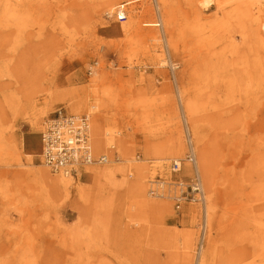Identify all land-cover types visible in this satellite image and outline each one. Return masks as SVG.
Listing matches in <instances>:
<instances>
[{
	"label": "rangeland",
	"instance_id": "rangeland-1",
	"mask_svg": "<svg viewBox=\"0 0 264 264\" xmlns=\"http://www.w3.org/2000/svg\"><path fill=\"white\" fill-rule=\"evenodd\" d=\"M118 1L125 3L126 0ZM152 1L137 2L135 11L142 15L147 7L153 6ZM103 4V0H0V44L10 32L14 41L16 38L20 41L0 52V264H193L185 258L182 249L172 247L170 237L161 231L189 228L184 217L191 213L193 205L185 207L183 213L173 209L160 218L151 210H143L137 192L138 172L129 177V188L119 194L121 205L116 208V203L111 207L97 206L98 185L92 177L85 175L77 180L66 197L54 194L35 174L43 169L40 134L47 119L59 109L72 113L70 105H78V100H84L93 91L94 75L91 74L95 63H101L98 72L106 92H112L119 99L139 100L140 92L131 93L132 86L139 84L144 91H141L142 97H155L163 106V99L173 98L175 79L185 89L190 87L189 70L194 65L182 39L179 40L181 50L176 54L171 50L179 67L173 70L166 63L160 64L157 58H165L168 48L164 51L163 45L158 44L156 52L150 51L136 39H128L120 31L121 22L107 19L105 9L101 10ZM6 9L18 11L24 23L20 26L7 23ZM203 13L212 18L217 12L212 9ZM139 20L145 24L157 18L146 14ZM158 29L144 27V35H152ZM234 32L230 37L229 31L215 34L212 47L223 49L233 42L239 44L241 37ZM54 38L64 45L60 46ZM149 43L153 44L151 40ZM129 48H135L136 52ZM139 75L146 79L142 84L135 82ZM230 94L225 90L215 103L211 98H204L207 102L204 113L213 118L196 125L203 137L199 147L209 148L202 156L206 155L216 171L213 182L220 191L212 195L218 204L212 219L213 238H218L219 246L213 264H264V120L251 119V125H247L245 114L230 117L227 112L223 115L227 117L216 118L215 114L224 109H233L234 113V108L240 106L238 97ZM34 95L39 113L45 111L40 116L44 121L39 131L32 130L34 121L29 109ZM263 96L260 104L253 107L262 113ZM120 104L116 107L106 100L96 116L103 117L99 121L103 127L120 131L128 141L124 144L125 150L133 151L134 163L147 159L146 154L155 141L148 136L150 131L168 135L173 129L178 135L173 124L160 131L156 124L146 128L142 109L135 107L130 112ZM174 106L166 103L167 111L161 110V115L166 118L174 112ZM184 126L193 137L194 125ZM34 137L39 138L38 144ZM30 141L33 150L29 147ZM190 143L191 148L197 147L195 142ZM190 154L186 143L181 155L183 163L194 167L187 159ZM136 156H140L137 161ZM195 157L199 161L197 152ZM153 164L151 161L144 171L143 177L148 176L147 180L152 175ZM181 173L174 176V181L192 182L190 176ZM82 187L86 191H80ZM200 213V227L196 230L201 233ZM221 221L226 229L223 235H219Z\"/></svg>",
	"mask_w": 264,
	"mask_h": 264
},
{
	"label": "bare ground",
	"instance_id": "bare-ground-1",
	"mask_svg": "<svg viewBox=\"0 0 264 264\" xmlns=\"http://www.w3.org/2000/svg\"><path fill=\"white\" fill-rule=\"evenodd\" d=\"M140 1L144 0H126L125 3H120L118 0H103L104 4L101 10L105 9L107 19L119 20L120 15L125 16L126 21L121 22L120 31L128 39H136L137 43L144 49L149 48L150 51H155L158 44L163 45L164 51L168 48V51H165V58L164 56L163 58L160 56L157 58L160 64L166 63L168 66H172L173 70L179 67L177 66L178 63L173 60L172 52L176 54L181 50L179 40L182 39L191 57L190 61L194 65V67L192 66L193 70L192 67L189 70L192 78L190 87L185 89L180 81L175 79L176 85L172 91L173 98L163 99V106L162 102L159 103L155 97H142L144 91H142V85L139 86V84L133 85L131 90V93L134 91L140 92L139 96L141 98L139 100L134 101L133 97L125 100L119 99L112 92H108V90L106 92L104 87L106 85L98 72L101 63H95L91 74L94 75L92 79L93 91H89L84 100H78L77 103L80 106L70 105L72 115L80 120L79 124H73L75 131H71L70 134L83 133L85 142L83 140L84 148L82 146L81 148L84 151L88 148V152H81L77 148V152L71 157L74 158L73 162L62 168L54 169L56 171L54 173L43 161V169L35 174L39 176L42 185L50 188L54 194H65L66 197L69 195L70 189L77 183V180L80 181L86 176L92 177L98 185L97 206L111 207L116 203V208L121 205V203L118 204L119 194L126 187L129 188V177L133 178L134 171H136L138 172V179H140V182L137 183V192L141 198L139 200L141 208L147 211L151 210L160 218L164 213H169L174 209V203L171 202L174 198L167 195L166 190H160V192H157L158 197H153L149 188L152 189L151 191L155 189L152 187L158 178L167 181L168 184H174L175 174L174 169L172 170V163L173 161L178 162L180 172H182L181 175H188L192 179L197 178L200 182L199 188L203 191V198L199 204L193 205L191 213L184 217V222L188 220L189 228L178 227L173 231L165 229L161 231L165 236L170 237L172 247L176 250L182 249L185 258L191 260L193 264H213L219 246L217 245L218 238H213L215 228L212 219L217 213L218 204L216 198L212 195L214 193L220 194V191L217 188L215 189V183L213 182L216 171L214 172L210 163H208L206 155L202 156L205 152L208 153L209 148L204 147L202 144V147H199V141L201 142L203 137L200 136V127L196 125L208 118H213V115H205L204 113L207 110V102L204 98L207 100L211 98V101L215 103L216 100L222 98L221 93H224L225 90L228 94L231 93L232 97H238L237 101L240 106L234 108V113L233 109H224L215 114L216 118L223 119L227 117H223L227 112L231 114L230 117L239 116L241 113L245 114V119H248L247 125H251L249 122L251 119H256L258 122L264 120V113L253 109L254 106L260 104L261 96L264 95V3L263 0H153V6L147 7L144 13L140 15L137 10L135 11L137 7L135 4ZM212 9L217 12L215 17L208 18L203 15L204 11ZM132 10L135 12H132ZM146 14L156 17L157 21L142 23L139 19ZM19 15L18 11L14 9H6L4 19L9 24L15 22L13 25L20 26L24 21H21ZM147 26L160 27V29L152 35L145 36L143 29ZM222 31H229V37L230 33L235 31L234 33L240 35L241 42L239 44L233 42L223 49L213 48L211 44L213 36ZM177 32H179L178 35ZM12 37L13 32H10L1 42L0 52L20 42L18 38L14 41ZM149 40L153 42V47L150 46ZM57 42L60 46L64 45V42L60 39H57ZM129 50L136 52L135 48H129ZM145 80L143 76L139 75L138 80L135 82L144 83ZM112 84L119 88V85ZM102 89L103 91H101ZM101 92L102 95L100 96ZM32 98L34 101L29 106L34 121V129L32 130L37 129L39 131L44 121L40 116L44 115L45 111L39 113L36 95ZM106 100L111 101L116 107L120 106L121 102L130 112H134L135 107L137 110L142 109L143 124H146L145 127L148 129L152 127L151 124L158 125L157 129L159 131L170 128L173 124L178 129V135L175 133L177 131H173V129L168 135L163 131L159 135H155L158 134L155 131H150L148 136L155 138V141L150 145L149 153L146 154L147 159L137 161L140 156H136L135 161L137 162L135 163L137 164H135L133 151L131 149L125 150L124 144L128 141L121 136L120 131L116 128L103 127L100 124L103 117L101 115H99V118L96 116L101 110L100 106ZM166 103L174 104L175 109L174 112H171L170 115L167 114L164 118L161 115V110L164 109ZM85 108V111H81ZM164 111L167 110L164 109ZM81 112H85V114H81ZM84 116H87V119ZM188 123L194 125L192 129L193 137L189 136L190 134L184 126H187ZM45 131L46 129L43 128L40 136ZM72 138L68 136L67 140H72ZM34 139L38 144L39 138L34 137ZM190 141L195 142L197 147L191 148ZM186 143L189 145L190 157L194 158L196 152L199 154L200 159L198 161L195 157L194 167L188 163H183L184 157L181 155L185 150ZM60 145L62 146V143ZM40 146L41 152H43L42 144ZM29 147L30 149L33 147L32 141H30ZM64 151L66 152V149ZM59 152L63 151L56 152V156ZM121 152L127 155L120 158ZM87 155L91 156L92 163L89 162ZM102 156H104V160L100 163L99 160ZM117 156V160L121 161L120 163H116ZM190 157L188 156L187 159L189 160ZM67 159L68 154H66L63 161L67 163ZM151 161L154 163L151 166V174L158 175H156V179L150 175V179L147 180L148 176L143 177V175ZM76 176L79 178L77 179ZM181 177L189 179V177ZM188 181L186 180L183 186H190ZM80 191L84 192L86 189L82 187ZM132 191L134 192V184ZM107 193L110 195H105ZM109 200L113 202H108ZM106 212L108 210L104 213ZM199 212H201L202 220L201 233L196 230L197 227H200V224H198L200 221ZM220 223L219 235H223L226 231L225 224L223 221ZM100 225L102 227L103 222Z\"/></svg>",
	"mask_w": 264,
	"mask_h": 264
},
{
	"label": "built area",
	"instance_id": "built-area-1",
	"mask_svg": "<svg viewBox=\"0 0 264 264\" xmlns=\"http://www.w3.org/2000/svg\"><path fill=\"white\" fill-rule=\"evenodd\" d=\"M119 22L126 21L125 16H119ZM87 119V116H84ZM80 120L76 118L72 113H69L65 109H59L56 111L46 123H45V133L41 135V144L43 146L42 158L44 163L50 167L52 172H56L54 169L62 168L66 166L68 163L73 162L71 158L74 153L77 152V148L82 152L84 151L81 146L83 147V140L84 135L81 132L78 133H71V131H75L73 128V124H79ZM68 136L73 137L72 140H67ZM62 143V146L60 145ZM84 148V147H83ZM66 149V152L64 151ZM59 152L56 156V152ZM71 152V154H70ZM88 152V148L86 151ZM66 154H68L67 163L63 160L65 159ZM89 160L91 156L87 155ZM85 158V157H84ZM76 159V158H75ZM118 156L116 157V160ZM104 160V156L100 157L99 162L102 163ZM190 163L194 166L195 158L190 157ZM118 161V160H117ZM92 163V161H89ZM178 162L173 161L172 163V170L174 169V174L178 175L181 171L180 165L177 164ZM185 182L181 180H175L174 184H168L167 181H164L160 178L156 179L154 186L155 188L153 191L150 190L151 195L153 197H158L157 192L160 190H166L167 195L173 196L174 200L171 202L174 203V209L177 213H183L185 207H189L190 205L199 204L202 201L203 191L199 188L200 182H198L197 178L193 179L190 186H183Z\"/></svg>",
	"mask_w": 264,
	"mask_h": 264
}]
</instances>
